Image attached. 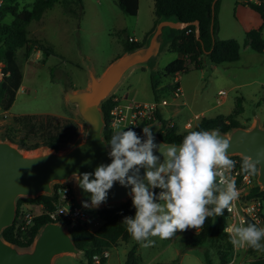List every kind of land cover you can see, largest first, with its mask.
I'll use <instances>...</instances> for the list:
<instances>
[{
	"label": "rangeland",
	"instance_id": "1",
	"mask_svg": "<svg viewBox=\"0 0 264 264\" xmlns=\"http://www.w3.org/2000/svg\"><path fill=\"white\" fill-rule=\"evenodd\" d=\"M19 2L20 7L27 5L32 9L35 0ZM241 6L249 7L242 4L241 0H220L219 6V37L235 38L239 41V60L219 65L207 61L203 69L194 68L189 63L187 71L159 79L156 97L151 86V73L161 70L180 56L177 51L170 49L167 39L161 44L158 56L151 63L133 68L112 94L124 103L166 99L167 104L160 106L162 115L177 123L181 132L187 129L184 126L188 120H192L193 126L198 122L199 119H194L195 114H201V118L231 114L238 107L239 98V123L248 126L256 117L264 123V52H256L246 44V32L248 28L255 26L256 20L253 17L255 14L248 8L243 9L249 15L242 14L237 8ZM69 7H74L73 11L58 1L41 19L28 24L27 36L50 45L54 53L47 54L37 45L18 50V61L23 71L22 86L8 110H3L0 103V139L9 140L8 137H13L15 141H19L23 138L29 128L14 123L13 116L30 114L41 118L52 115L54 124H59L60 128L67 121L71 122L67 141L60 151H67L83 141L87 124L68 103L65 86L72 85L71 88L74 89L87 88L90 68L97 76L102 75L113 60L125 53L123 42L127 37L142 41L155 21L154 0H139L136 15L124 12L117 0H82L81 3L70 4ZM250 13H253L252 17ZM11 18L12 15L7 14L5 20L10 21ZM175 77H178V83L183 89V93L177 96L172 89L166 87L174 83ZM58 121L61 123H57ZM13 124L14 128L11 129ZM45 133L40 128H35L27 134L26 142L29 145H41ZM50 149L41 145L35 149L23 150L31 154ZM74 182L71 178L63 180L61 184L72 185ZM55 184L57 183H53V187ZM261 201L263 221L260 225L264 227V199ZM98 208H87L88 219L83 222L91 229L101 223L96 215ZM43 210V206L35 207L37 214ZM64 224L68 228L67 223ZM185 235L186 231H178L170 239L151 237L156 243L149 248L141 247L132 237L128 241L120 240L108 249L106 264H124L128 250L135 243L141 256L140 264H205L207 257L211 264H264V252H239L230 260L222 258L223 251L227 252L228 247L225 240H213L198 247L185 248L181 242ZM31 246L19 248L29 249ZM53 264H86V260L83 254H61L54 259Z\"/></svg>",
	"mask_w": 264,
	"mask_h": 264
},
{
	"label": "trees",
	"instance_id": "2",
	"mask_svg": "<svg viewBox=\"0 0 264 264\" xmlns=\"http://www.w3.org/2000/svg\"><path fill=\"white\" fill-rule=\"evenodd\" d=\"M58 1H61L68 10L73 11L74 7H69L70 4L81 3L82 0H35L32 9L28 8L27 5L20 7L19 0H5L3 7L0 8V61L5 64V76L0 80V103L3 110H8L11 107L16 93L22 86L23 71L18 61V50L22 47L30 49L37 45L47 54L54 53L50 45H45L36 39H30L27 36V26L33 20L41 19L44 13ZM117 2L127 14L136 15L138 13L139 0H117ZM241 3L259 12L263 18V24L260 27L252 28L246 32V44L254 51L262 53L264 52V3L260 5L242 1ZM219 6L220 0H154L155 21L147 36L142 41L135 38L130 39L128 36L123 42L124 52L131 51L147 41L149 35L162 19L178 18L189 22L183 29H171L175 34L169 39L170 49L177 51L182 56L173 59L161 70L151 73V86L156 97V91H158L160 84L159 79L162 76H174L178 72L187 71L189 63L194 68L203 69L207 61L219 65L232 63L241 58V44L237 39L219 37ZM7 14L12 15L10 21L5 20ZM195 21H198V24H195ZM166 87L172 90L174 88L173 85ZM113 97V94L110 95L101 105L106 120L103 136L107 142H109L113 131L111 110L121 101L120 99L113 100ZM240 112L241 98L238 99V107L231 114L218 115L213 118L202 117L191 129L181 132L177 123L167 125L169 120L165 119L159 110L157 117L163 123L159 135L165 141L181 143L183 137L193 130L217 128L228 132L241 125L237 119V114ZM13 121L21 127L29 128L19 141H15L13 137H8L11 142L17 143L20 148L25 150L35 149L41 145L54 150H61L67 141L68 130L71 128L70 121H67L61 128L59 124H54L52 115H47L44 118L30 114L18 115L13 116ZM57 123L61 122L58 121ZM10 127L11 129L14 128V124ZM35 128H40L46 132L44 142L41 145L39 143L29 145L26 142L27 134ZM56 186L57 184L54 185V192L51 194L42 193L36 197H19L17 199V215L24 202L42 204L44 210L35 216L33 223L26 229L17 227V218L15 217L13 224L2 231V237L6 241L21 248H28L33 244L40 228L52 220L49 211L56 207L58 197L55 191ZM251 193L264 199V189H261L259 184L252 188ZM134 214L135 208L132 205L131 197H129L119 204L100 206L96 215L101 223L95 229H91L83 221H78L73 225L66 222L77 247L83 250L86 264L96 263L94 255H101L100 262L105 263L107 257L104 256V251L118 244L120 240L128 241L131 238L123 220L127 216H134ZM226 221L227 211L225 209L221 216L208 217L199 232L187 233L181 238V242L185 248H194L209 241L225 240L228 247H226L227 252L223 251L222 258L225 257L230 260L234 256V249L230 236L224 231ZM248 251L251 254L257 252L250 247H248ZM140 262L141 256L137 250V243H135L128 250L124 264H140ZM205 264H211L210 258L207 257Z\"/></svg>",
	"mask_w": 264,
	"mask_h": 264
},
{
	"label": "clouds",
	"instance_id": "3",
	"mask_svg": "<svg viewBox=\"0 0 264 264\" xmlns=\"http://www.w3.org/2000/svg\"><path fill=\"white\" fill-rule=\"evenodd\" d=\"M142 131L143 136L128 126L113 125L106 143L111 163L99 165L94 172L73 174L78 187L91 193L90 203L82 201L84 208L105 203L116 182L130 188L135 214L123 223L143 248L155 245L151 237L170 239L178 231L201 228L208 217L221 216L225 209L232 211L240 195L231 174L236 161L230 158V141L219 129L189 131L179 145L156 143L151 126ZM262 170L264 151L255 159L242 157L241 172L246 179ZM156 189H160L158 194ZM224 231L231 234L234 246L264 252V227L245 226L241 221Z\"/></svg>",
	"mask_w": 264,
	"mask_h": 264
},
{
	"label": "water",
	"instance_id": "4",
	"mask_svg": "<svg viewBox=\"0 0 264 264\" xmlns=\"http://www.w3.org/2000/svg\"><path fill=\"white\" fill-rule=\"evenodd\" d=\"M198 24V21L194 22ZM189 22L175 19H162L147 41L113 60L104 73L97 76L90 68L89 86L74 89L65 86L68 103L87 124L83 141L67 151L42 150L26 153L10 140L0 139V264H53L61 254H83L77 247L64 222L50 220L44 224L29 249H21L2 237L4 228L13 224L17 213L19 197H36L42 193H53V183L69 180L74 173L94 172L101 164L111 163L103 136L106 120L102 102L117 88L123 78L135 67L151 63L159 54L161 44L168 37V30H180ZM162 121H153L151 126L158 144L180 143L165 141L159 135ZM212 128L209 130H214ZM220 130V129H219ZM220 135L230 141V155L252 156L264 151V124L257 117L250 127L238 125L228 132L220 130ZM159 154V153H156ZM69 161H74L69 163ZM142 174H143V170ZM94 178V177H93ZM258 182L264 189V170L258 173ZM75 187L81 201L91 202V193ZM130 188L116 182L108 193V199L101 206H110L126 201Z\"/></svg>",
	"mask_w": 264,
	"mask_h": 264
},
{
	"label": "built area",
	"instance_id": "5",
	"mask_svg": "<svg viewBox=\"0 0 264 264\" xmlns=\"http://www.w3.org/2000/svg\"><path fill=\"white\" fill-rule=\"evenodd\" d=\"M242 2H251L254 4H262L264 0H241ZM5 0H0V8L3 7ZM130 39H133L130 37ZM5 64L0 61V80L5 76L4 71ZM173 85V93L174 95L182 94V89L178 83V78H175ZM23 88V87H22ZM119 99L117 96L113 97V100ZM167 104L166 99L156 100L153 102H137L132 101L129 103H124L122 100L117 103L113 109L111 110L112 116V130L113 125H118L120 127L128 126L132 130L136 131L139 135L143 136V128L153 122L157 121V113L161 109L160 106ZM201 114H195L194 119H200ZM173 122L169 121L167 125H172ZM163 125V123H162ZM162 125L160 130L162 129ZM193 126L192 120H188L185 123V128L189 129ZM127 130V129H125ZM159 130V131H160ZM113 134V131H112ZM241 155L233 154L230 155V158L236 161V166L232 170V175L236 178V186L239 190V198L232 203V211L229 212L227 209V221L225 224V228H231L233 226H239L241 221H244L245 226L248 223H255L260 226L263 221V205L261 201V197L258 195H252L251 190L258 182V174L256 176L245 178V174L241 172ZM60 182V183H58ZM62 181H57V186L55 191L58 195L56 207L49 211V216L53 221H62L64 223H68L69 225H73L78 221H85L88 219V211L87 208H84L80 203L75 182L72 185L61 184ZM260 185V184H259ZM261 187V185H260ZM262 189V188H261ZM157 194L160 189L155 190ZM54 192V187H53ZM43 206L42 204L24 202L20 206L19 213L17 215V227L20 229H26L29 227L36 215H38L35 211V207ZM44 207V206H43ZM201 228L194 229L189 228L185 230L187 233L190 232H199ZM226 232V231H225ZM228 233V232H226ZM231 238V234L228 233ZM234 249V256L238 255V252L244 249H247L248 246L245 247H236L232 244ZM108 251H104V256L107 257ZM94 259L96 262H100L101 255H94Z\"/></svg>",
	"mask_w": 264,
	"mask_h": 264
},
{
	"label": "crops",
	"instance_id": "6",
	"mask_svg": "<svg viewBox=\"0 0 264 264\" xmlns=\"http://www.w3.org/2000/svg\"><path fill=\"white\" fill-rule=\"evenodd\" d=\"M239 10H240V12L243 14H245V15H249V13H247L246 11H244V9L243 8H248L249 10H250V12H253L255 15L253 16L251 13H250V16L252 17H254L255 18V20H256V24H255V26H251L250 28H248V30H250V29H252V28H258V27H260L262 24H263V18H262V16H261V14L259 13V12H257L256 10H254V9H252L251 7H244V6H241V7H237ZM247 30V31H248ZM167 33H168V37H167V39L169 40L170 38H171V36L172 35H174L175 34V32L173 31V30H168L167 31ZM130 37V36H129ZM136 39V38H135ZM166 39V40H167ZM137 40V39H136ZM180 54V53H179ZM180 56H182L181 54H180ZM179 56V57H180ZM216 65V64H215ZM178 73H180V72H178ZM177 74V73H176ZM175 74V75H176ZM176 78V77H175ZM178 78V77H177ZM180 85V84H179ZM180 87H181V85H180ZM181 89H182V87H181ZM182 92H183V89H182ZM224 100V99H223ZM222 100V101H223ZM257 118V117H256ZM256 120V119H255ZM261 121V120H260ZM254 122L255 121H251V122H249V125L248 126H245V127H250V126H252L253 124H254ZM262 123V122H261ZM252 124V125H251ZM263 124V123H262ZM185 127V126H184ZM260 227H262L261 225H260ZM108 251V250H107ZM239 252H246V253H250L249 251H248V248L247 249H244V250H241V251H239ZM239 252H238V254H239ZM258 252V251H257ZM257 252H255V253H257ZM254 253V254H255ZM107 262V261H106ZM106 262L105 263H103V264H106ZM98 262H96L95 264H97Z\"/></svg>",
	"mask_w": 264,
	"mask_h": 264
}]
</instances>
